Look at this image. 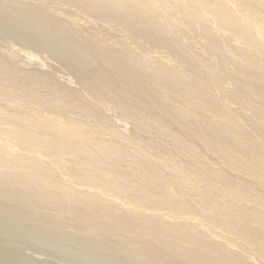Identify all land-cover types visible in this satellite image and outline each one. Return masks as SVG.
I'll return each mask as SVG.
<instances>
[{"label":"bare ground","instance_id":"obj_1","mask_svg":"<svg viewBox=\"0 0 264 264\" xmlns=\"http://www.w3.org/2000/svg\"><path fill=\"white\" fill-rule=\"evenodd\" d=\"M64 1L127 28L119 48L48 38L133 132L0 56V191L163 264H264V0ZM32 16L16 24L59 32Z\"/></svg>","mask_w":264,"mask_h":264},{"label":"rangeland","instance_id":"obj_2","mask_svg":"<svg viewBox=\"0 0 264 264\" xmlns=\"http://www.w3.org/2000/svg\"><path fill=\"white\" fill-rule=\"evenodd\" d=\"M71 6L76 8L74 4L64 0H0V7H5L0 9V56L6 57L10 66L13 64L12 67H25L31 70H36L39 67V70L48 72L49 75L51 73L52 76H50L53 81L55 80L54 82L81 92L86 100L93 101L94 96H96L94 99L97 97L103 99L101 102L96 99L95 102L93 101L95 108L100 109L97 110L101 112L102 116H108L110 122L113 121L117 129L129 134L130 131L133 132L131 130L133 129L132 122L123 121L118 113L115 114L110 109L112 104L109 99L98 96L92 89L91 91V87L81 79L79 67L72 66L71 62L74 57L64 56L58 45L53 44L48 38L50 35H61L77 42L80 41V38H85L110 48H119L127 28L111 20V22H107L105 17L104 19L98 17L104 20V24L101 19L96 20L97 16L94 18L95 15L92 16V13L85 12V15L80 10L78 13V9L76 8V12ZM88 13L90 17H87ZM30 15L38 17L39 20L47 17L53 18L54 21L60 19L58 22L55 21V27L59 28V32L48 34L44 32L50 31H41L42 33H40L29 24V29H27L28 25L25 27L23 24L24 27L21 29L20 25L16 24V20L20 18L21 21H25L28 19L26 17H30ZM73 17L76 19L74 21L77 24L73 21L75 25L72 24ZM12 19L19 28L13 26L12 29L10 24V21L13 22ZM6 20H10L9 23ZM6 23L7 26L4 27L3 24L6 25ZM108 24L113 26L110 27ZM33 38L34 40L37 38V42L41 41L45 49L43 47L40 49L36 43L31 42ZM128 42H131L130 45ZM128 42L126 43L130 47L134 46L132 41ZM192 45L187 48L189 53L185 50L187 57L199 49L197 44ZM87 48L83 49L86 51ZM149 51H146L149 58L157 57L156 53H154L155 56L153 55L154 50ZM31 54L36 55V58L39 57L36 59L37 62L30 57ZM38 69L37 71H39ZM88 93L92 94L93 97L90 94L91 99ZM247 99L242 104L246 109L255 105L260 106L257 102V104L253 103L254 100ZM3 191L5 193H2ZM6 191V189L0 191L2 193V195L0 194V264H163L164 262L142 258L138 253L133 254L128 251L129 241L120 240L117 236L119 229L112 230L107 234L92 232L89 230L90 227L78 219L74 213L60 214L55 210H49L48 204L33 206L36 204L34 200L20 199L14 192L12 194V192L7 191L6 193Z\"/></svg>","mask_w":264,"mask_h":264}]
</instances>
